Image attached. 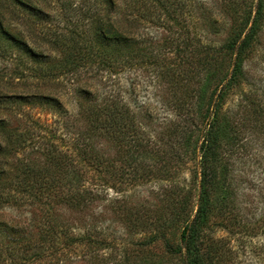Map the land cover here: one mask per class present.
Returning a JSON list of instances; mask_svg holds the SVG:
<instances>
[{
	"label": "rangeland",
	"instance_id": "1",
	"mask_svg": "<svg viewBox=\"0 0 264 264\" xmlns=\"http://www.w3.org/2000/svg\"><path fill=\"white\" fill-rule=\"evenodd\" d=\"M231 1L162 0L169 8L167 14L157 1L115 0L116 7L110 11L103 0H31L32 6L41 10L39 16L19 7L0 4L3 25L32 51L44 56L47 62L38 64L8 42L0 40V95H51L58 98L67 111L66 118L62 119L42 109L25 108L23 112L0 109V119L7 121L8 128L28 140V148L16 156L0 154V171L6 173L0 193L8 192L9 187L4 186L11 183L32 184L34 179L25 174L28 168H49L57 176L59 172L50 163V154L57 151L65 155L75 154L74 140L80 135L75 129L68 133L67 128L61 127L60 120L67 121L74 128L81 127L80 113L88 105L79 98L77 92L80 89L97 91L102 97L109 92L118 93L153 138L151 141L158 142V145L165 142L169 135L167 130L174 129L179 122L178 105L198 96L197 92L190 97L177 90L173 87L174 81L170 80V70L180 72L182 62V53L176 51L175 46L178 44L182 49V11L189 28L188 35L213 48H219L232 38L239 19L233 12L252 11L253 19L258 20V28L244 54L243 76L228 88L223 105L224 118L232 121L240 137L235 141L239 143L236 150L240 155L232 171L237 190L223 209H219L223 196L219 193L206 233L219 248V259L215 264H264V0H246L244 5H238L241 9ZM95 11L97 17L93 15ZM108 17L112 32L134 37L141 47L148 48L146 57L143 61L139 57V63L133 68L110 73L96 69V65L84 67L80 61L84 56V48L82 51L81 48L93 38L92 27L96 20ZM211 18L218 22L214 29L208 26ZM217 85V82L207 84L203 97L205 107ZM198 88L194 83L189 91ZM79 140L82 145L84 139ZM96 142L105 159V169L99 174L101 178L91 172L83 182L85 186L103 188L105 201L89 212L67 207H57L56 212H59L60 220L76 229L84 224L94 226L99 235L94 233L93 241H108L111 245L105 249L78 245L52 256L48 243L51 225L47 223V205H32L25 199L24 203L19 200L18 203L0 204V222L25 229L32 243L30 259L25 264H182L179 259L170 262L172 258L168 251V246L176 248L179 245V227L170 229L165 241L141 248L137 245L142 240L141 229L131 230L128 225L136 216L141 220L143 217L151 221L161 218L164 223L168 222L180 212L179 202L188 190H191L190 205L193 207L197 199L193 171L195 159L182 163L175 179L184 189L182 197L170 195L172 184L165 178L151 177L143 182L139 179L136 186L128 190L126 178L119 177L124 167L129 169L127 165L130 163L123 147L119 148L108 138ZM151 158L158 160L155 153ZM85 167L82 164L79 169ZM146 170L145 174L149 172ZM63 173L66 176V172ZM64 181H71L69 175ZM114 198H120L122 202L126 200L123 202L125 206L132 205L133 216L126 220L122 210L108 207ZM7 244L0 243V253L7 247L12 249ZM8 256L2 253L0 264H11Z\"/></svg>",
	"mask_w": 264,
	"mask_h": 264
},
{
	"label": "trees",
	"instance_id": "2",
	"mask_svg": "<svg viewBox=\"0 0 264 264\" xmlns=\"http://www.w3.org/2000/svg\"><path fill=\"white\" fill-rule=\"evenodd\" d=\"M149 1H157L158 6L165 13H170L162 0H146V2ZM103 2L110 11L113 6L116 7L115 0H103ZM31 3V0H0L2 6L19 7L33 16H39L42 13L41 10L33 7ZM231 3L241 9L238 5H244L246 0H232ZM97 13L95 11L93 15L96 14L95 17H97ZM252 14V11L243 9L240 12H233V15L239 18L237 29L232 32L231 39L219 48H213L204 46L200 41H194L188 35L189 28L187 21L183 20L182 11L184 36L182 49L175 44L176 51L182 53V62L179 64L180 72L170 70V80L174 81L172 84L177 90L185 92L190 97L197 92L198 96L193 101L189 100L178 105L179 122L174 129L167 130L168 139L165 142L161 141L160 145L158 142L151 141L153 138L135 119L134 111L118 93L109 92L106 97H102L97 91L78 90L79 98L88 105L80 113L79 120L82 122L80 128L77 126L74 128L70 123L62 120L67 116L65 106L58 98L51 95H0V109L4 112H23L25 108L48 110L62 118L60 125L63 129L67 128L68 133H71V129H75V133L78 132L76 134L81 137L79 139H84L82 145L79 139L74 140L76 143H74L73 157L58 151L50 154V163L54 164L53 168L59 172L57 176L53 175L49 168H28L26 177L33 178L34 182L32 184L11 183L4 186L9 187V190L6 193H0V204L18 203L19 200L23 202L25 199L32 205H47V223L51 225L48 243L52 256L78 245L86 248L93 245L99 249L101 247L105 249L111 244L108 241H93L92 235L94 233L99 235L98 230L93 229L94 226L84 224L76 229L71 224L60 220L57 214L59 212H56L57 207L89 212L105 201L103 188L85 186L83 182L84 177L91 172L98 174L101 178L99 174H102L105 169V159L96 140L108 138L113 140L119 148L123 147L130 163L127 165L129 169L126 170L124 167L119 177L126 178L128 190L135 187L139 179L143 182L151 177V179L165 178L172 184L169 188L170 195L182 197L184 189L175 182V179L182 168V163L195 159L193 171L197 199L193 207L190 205L191 190H188L179 202L180 212L169 218L168 222L164 223L161 218L151 221L143 217L141 220L136 216L134 221L130 220L128 228L141 229L143 236L137 245L145 248L154 246L159 241H165L169 230L179 227L181 233L178 247L168 246L172 258L170 262L179 259L182 264H215L219 259V248L213 242L214 239L206 233V225L209 217L215 213L214 201L220 195L219 193H223L222 207L219 208L223 209L227 207V200L233 198L237 190L232 171L240 155L236 150L239 143L235 142L240 137L238 138V132L232 121L227 117L224 118L223 105L228 88L232 83L239 82L243 76L244 54L250 48L258 28V20L256 17L253 19ZM258 14L260 15V12ZM2 20L3 17L0 16V40L8 42L38 64L47 63L44 61V56L35 53L21 39L11 34ZM217 23L211 18L208 26L214 29ZM92 29L93 38L88 40V45L81 48V51L84 48V56L80 61L84 63V67L88 65L92 68L96 65V69L115 73L120 69L133 68L136 63H139V57L142 61L143 57H146L148 48L141 47L140 42L134 37L111 31L109 17L105 20H96ZM209 82H217L218 85L205 107L204 90ZM194 83L200 88L189 91ZM0 134V154L16 156L28 148L27 138H23L21 134L16 135L9 129L5 119H0ZM157 145L158 149H155ZM152 153L158 156L157 161L152 160ZM82 164L86 165L84 171L79 169ZM146 169L149 170L147 174H145ZM63 171L66 172V176L69 175L71 181H64L66 176ZM110 172L113 173V171ZM137 172L141 174L138 175ZM5 174V171H0V187L3 185ZM111 176L115 175L111 174ZM17 196H20V199ZM123 202L120 198H114L108 207L122 210L127 220L133 216L131 213L134 207L128 203H126L128 206H125ZM5 242L12 247V249L7 247L6 250L2 248L3 251H1L9 255L8 262L25 264L30 259L32 243L25 229L0 222V243Z\"/></svg>",
	"mask_w": 264,
	"mask_h": 264
}]
</instances>
